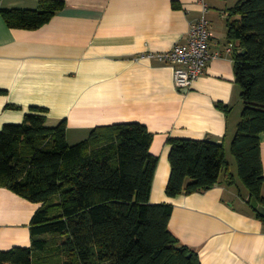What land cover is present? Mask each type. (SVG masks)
I'll list each match as a JSON object with an SVG mask.
<instances>
[{
	"label": "crops",
	"instance_id": "obj_1",
	"mask_svg": "<svg viewBox=\"0 0 264 264\" xmlns=\"http://www.w3.org/2000/svg\"><path fill=\"white\" fill-rule=\"evenodd\" d=\"M64 1L48 23L27 29L10 27L1 9H36L40 0H0V130L23 123L32 106L48 109V125L67 119L70 143L88 137L95 126L145 124L158 157L150 201L174 205L171 231L198 253L201 264H264V221L228 160L229 171L223 170L215 187L176 197L166 193L170 138L209 139L226 150L236 134L244 106L228 21L239 0ZM202 16L210 22V47L218 56L191 89H179L174 66L149 54L185 43ZM260 142L264 170V131ZM40 205L0 186V250L31 246L30 225Z\"/></svg>",
	"mask_w": 264,
	"mask_h": 264
},
{
	"label": "trees",
	"instance_id": "obj_2",
	"mask_svg": "<svg viewBox=\"0 0 264 264\" xmlns=\"http://www.w3.org/2000/svg\"><path fill=\"white\" fill-rule=\"evenodd\" d=\"M65 5L40 0L36 9L2 8L1 14L12 28L37 29ZM236 15L240 19H232ZM228 36L244 106L231 150L249 203L256 198L264 206V0H239L230 9ZM47 112L32 106L23 123L0 130V186L41 204L30 225L31 246L0 250V264H201L169 227L174 205L150 201L158 157L145 124L95 126L70 143L67 119L48 125ZM169 143V197L205 192L229 171L223 143Z\"/></svg>",
	"mask_w": 264,
	"mask_h": 264
},
{
	"label": "built area",
	"instance_id": "obj_3",
	"mask_svg": "<svg viewBox=\"0 0 264 264\" xmlns=\"http://www.w3.org/2000/svg\"><path fill=\"white\" fill-rule=\"evenodd\" d=\"M211 38L210 22L206 16H202L191 26L185 43H177L164 52H152L149 56L173 65L177 88L189 90L204 74L208 62L218 56V52L211 50ZM233 48L234 44L231 43L229 50Z\"/></svg>",
	"mask_w": 264,
	"mask_h": 264
},
{
	"label": "rangeland",
	"instance_id": "obj_4",
	"mask_svg": "<svg viewBox=\"0 0 264 264\" xmlns=\"http://www.w3.org/2000/svg\"><path fill=\"white\" fill-rule=\"evenodd\" d=\"M75 141H77V140H73L72 143H75ZM226 150H227V154H226L227 160H228L229 163L232 165V167H233V172L235 173V177L237 178V180H239V181H238V185L240 186L241 191L244 193L245 190L247 191V189H246V186L244 185V183L242 182V180L240 179V175H239V171H238L237 161H236L235 156H234L233 153H232V150H231V144H228V145H227ZM236 186H237V185H236ZM237 188H238V186H237Z\"/></svg>",
	"mask_w": 264,
	"mask_h": 264
},
{
	"label": "water",
	"instance_id": "obj_5",
	"mask_svg": "<svg viewBox=\"0 0 264 264\" xmlns=\"http://www.w3.org/2000/svg\"><path fill=\"white\" fill-rule=\"evenodd\" d=\"M246 52V49L243 50V53ZM251 206L256 209L261 216L264 217V206L259 203V201L256 198L251 199Z\"/></svg>",
	"mask_w": 264,
	"mask_h": 264
}]
</instances>
